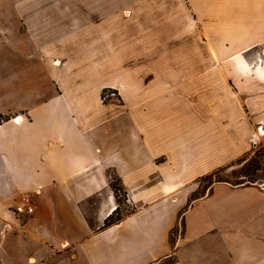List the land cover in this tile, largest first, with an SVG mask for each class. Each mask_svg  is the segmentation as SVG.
I'll return each instance as SVG.
<instances>
[{
  "label": "crops",
  "instance_id": "crops-1",
  "mask_svg": "<svg viewBox=\"0 0 264 264\" xmlns=\"http://www.w3.org/2000/svg\"><path fill=\"white\" fill-rule=\"evenodd\" d=\"M187 1L0 0V264H264V186L189 203L264 134V0Z\"/></svg>",
  "mask_w": 264,
  "mask_h": 264
},
{
  "label": "rangeland",
  "instance_id": "rangeland-1",
  "mask_svg": "<svg viewBox=\"0 0 264 264\" xmlns=\"http://www.w3.org/2000/svg\"><path fill=\"white\" fill-rule=\"evenodd\" d=\"M124 1V2H123ZM136 0H119L118 3V9L117 11H121L123 7L131 6V11H133V6ZM218 2L217 0H201L202 4H208L210 2ZM251 0H232L229 10L233 9L235 5L238 4V6L241 9V6L245 7L248 5V3ZM122 2V3H121ZM191 0H188L187 3L190 8L192 7ZM250 4V3H249ZM157 6V8H160V4H147V7ZM164 9H166L165 12L170 13L171 4H163ZM208 12V11H207ZM219 12V6L216 5V7L213 9V11L208 14L206 13L207 18H214L218 16ZM196 18V15L194 16ZM241 19V25L242 28L246 31H253V32H261L264 31V26L261 23V20H258L260 22V25L256 24V20L251 19L248 13H245L244 18ZM239 19V20H240ZM207 20V19H206ZM208 21V20H207ZM215 23L210 24L212 29H216L218 26H215ZM208 23L205 22L204 25L206 26ZM226 26V27H225ZM198 27V26H197ZM196 27V29H197ZM235 19L228 20L226 23H224V28L228 29V32H234L235 31ZM200 28V27H199ZM253 29V30H252ZM197 32V31H196ZM191 36L186 37V41H188ZM200 37H195V41H198ZM113 93L112 89H104L102 91V96L106 97V95ZM259 126L254 127L253 132L250 135L249 141H248V149L247 151L242 154L240 157L233 160L228 165L222 166L220 168H217L213 172L207 174L205 177H203L200 182L199 186L196 188V190L190 195L189 197V203L193 200H196L197 198H200L201 196H204L205 194L211 192L215 185L218 183L224 182L229 184L230 186H239V185H246V184H259L264 186V134H262L258 129ZM256 131V132H255ZM255 134H258L256 137ZM242 159V160H241ZM241 160V161H240ZM240 161V162H239ZM226 180V181H223ZM123 198V196H122ZM123 210L119 212V215L123 213L129 212L132 207L128 204L127 200L123 199L122 202ZM171 259H166L162 263L155 262L153 264H170Z\"/></svg>",
  "mask_w": 264,
  "mask_h": 264
},
{
  "label": "trees",
  "instance_id": "trees-1",
  "mask_svg": "<svg viewBox=\"0 0 264 264\" xmlns=\"http://www.w3.org/2000/svg\"><path fill=\"white\" fill-rule=\"evenodd\" d=\"M242 160V159H241ZM240 160V161H241ZM239 161V162H240ZM223 181H226V180H223ZM247 185V184H246ZM111 186L112 188L114 189L115 193H116V196L118 197V200L119 202L122 204L123 202V199L124 200H127V192L126 190L124 189V187L122 186V183H121V180L120 178H118L116 175H112V178H111ZM123 196V198H122ZM131 211V210H130ZM129 211V212H130ZM122 217V214L119 215V212L117 214H110L106 219H105V222H104V226H108L114 222H116L118 219H120ZM171 263V262H170Z\"/></svg>",
  "mask_w": 264,
  "mask_h": 264
},
{
  "label": "built area",
  "instance_id": "built-area-1",
  "mask_svg": "<svg viewBox=\"0 0 264 264\" xmlns=\"http://www.w3.org/2000/svg\"><path fill=\"white\" fill-rule=\"evenodd\" d=\"M33 211L34 205L32 193L29 191H22L20 193L19 203L15 206V212L20 215H26L32 213Z\"/></svg>",
  "mask_w": 264,
  "mask_h": 264
},
{
  "label": "bare ground",
  "instance_id": "bare-ground-1",
  "mask_svg": "<svg viewBox=\"0 0 264 264\" xmlns=\"http://www.w3.org/2000/svg\"><path fill=\"white\" fill-rule=\"evenodd\" d=\"M126 12V11H125ZM128 12V11H127ZM57 63H59V60H57Z\"/></svg>",
  "mask_w": 264,
  "mask_h": 264
}]
</instances>
